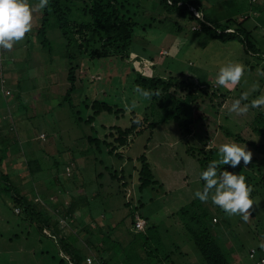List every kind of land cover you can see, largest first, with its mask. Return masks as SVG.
Listing matches in <instances>:
<instances>
[{
	"label": "rangeland",
	"instance_id": "1",
	"mask_svg": "<svg viewBox=\"0 0 264 264\" xmlns=\"http://www.w3.org/2000/svg\"><path fill=\"white\" fill-rule=\"evenodd\" d=\"M121 1L136 23L128 58L94 61L86 71L89 79L76 80L71 108L63 101L69 87L63 39L57 28H50L51 53L39 49L38 10L33 13L31 32L11 50L1 49L0 264H70L64 256L72 264H87L86 257L92 264H154L158 260L206 264L179 215L182 208L198 201L193 193L203 187L198 158L214 149L212 160L217 159L218 146L230 141L246 145L251 163L261 157L254 147L264 140L253 127H260L255 118L264 114V105L239 115L228 109L242 92L249 93L242 103L264 96V0H195L213 26L243 22L251 35L250 53L237 41L221 43L192 32L196 20L169 14L159 0ZM30 2L33 7L37 4ZM254 50L260 57L251 53ZM229 61L244 64V76L235 87L218 86L216 74ZM136 74L162 79L171 74L178 85L183 81L196 95L202 83L216 96L196 110L195 96L184 97L176 87L177 93L159 91L156 98L152 94L146 99L136 92ZM94 100L125 114L102 113L92 125L76 123L72 111L84 121L92 113L86 105ZM130 112L147 123L116 151L120 157L110 155L103 146L101 153L90 146L88 136L101 139L105 128L129 127ZM172 112L179 115V122L171 118ZM201 112L207 118L198 116ZM149 123L152 129L147 128ZM142 156L151 164L155 185L139 191L133 166ZM114 172L118 177L123 173L129 184L126 195L120 182L110 178ZM128 195L131 200L126 199ZM259 195L252 198L247 221L225 213L211 200H199L193 212L211 232L228 264L248 263V250L264 243V199ZM16 198L22 200L21 212ZM136 212L146 221L140 232L131 224Z\"/></svg>",
	"mask_w": 264,
	"mask_h": 264
},
{
	"label": "trees",
	"instance_id": "2",
	"mask_svg": "<svg viewBox=\"0 0 264 264\" xmlns=\"http://www.w3.org/2000/svg\"><path fill=\"white\" fill-rule=\"evenodd\" d=\"M35 1H37L38 3V0ZM251 1L256 3V0ZM159 6L163 7L169 14H176L182 19H187L192 22L196 20L197 28H192V32L211 36L212 38L219 40L221 43L237 41L243 45L244 51L250 53L251 50L249 43L251 35L250 32H247L242 27L243 22L233 21V25H229L227 23L228 25L224 26V28L213 26V24L205 20V17L202 16L200 12V4L195 0H159ZM191 9H194V11H192ZM38 11L40 17L38 20V25L36 26L35 34L38 37V41L41 46L39 49L44 50L47 48L51 53L50 41L47 37V33L50 28H57V30L60 32L61 38L63 39V57L66 60L68 66L66 80L69 84L63 101H68V106L71 108L70 99L73 92L75 91L76 80L78 78H80L81 80L85 77L89 79L87 77L86 71L88 72L94 61H101L111 58H118L121 61H125L128 58L129 50L133 43L136 23L128 16L127 12L124 10L123 1L119 2V0H49L48 7L42 11ZM199 13L200 16L198 17L197 15H199ZM16 49L20 50L19 48ZM251 53L255 56H259L257 55L255 50ZM2 55L3 54L1 53L0 49V58H2ZM11 60L13 61L14 59L11 58ZM1 61L2 60H0V62ZM261 61L262 63H264V55L262 56ZM76 73H78L79 75H76ZM179 75L181 77L184 76L183 74ZM91 78L93 79V77ZM134 83L140 88L151 91L153 94V98H156L159 91L165 93L171 90L174 91L175 87L176 90L177 88H179L178 90L180 91V94L184 95V97H192V95L195 96V110L199 104H201L200 106L202 108L206 106L208 104V100L211 103V96H216V91L210 90L209 86H205L202 83L198 87V91L200 93L199 95H196V90L186 89V87L189 86H184L183 81L178 85L175 81V78L171 77V74L167 79H162L157 76L146 77L140 74H136ZM0 84H4L2 74H0ZM180 85H182V88L180 87ZM6 92H8V94L10 93L9 91ZM174 92L177 93L176 91ZM220 96L224 98V95ZM88 104L89 105H86V108L90 107L92 113L84 121H82L81 118H78L77 115L72 111L76 123L83 122L85 125H92L95 122L96 118L102 113L110 115L115 114L116 116L125 114V111L123 109H118L114 105L102 103L97 100H94ZM219 105L221 106V104ZM210 107L214 106L211 104ZM129 115V127L124 129L118 127H103L105 128L107 133H105L101 139L88 136L86 138L87 142L90 144V146L94 145L98 153H101V146H103L110 155L120 157L118 156V154H116V151L119 148L125 147L127 145L129 137L139 133L141 131V128L145 127L147 123L146 119H140L135 112H130ZM198 116H202L205 118L207 114L201 112V114H198ZM171 118L176 122H179L178 114L173 113V115H171ZM255 124L259 125L260 127H255L253 124V131L264 140V114L257 115V117L255 118ZM187 125L188 122L185 121L184 126ZM147 128L152 129L153 125L149 123ZM232 138L237 141L243 140L241 137ZM205 141H207L208 143V136H206ZM263 142L264 141H262V143L256 144V146L254 147L256 150H258V153L261 154V157L255 159L252 163L249 162L247 165H244L243 161H241L240 165H238L235 169L227 165L220 166V168L218 169L219 171L223 170L224 168L227 171L245 176L246 182L250 184L253 189L251 198L260 197L259 193H262L263 198L261 199H264ZM214 153V149H209L207 152V157L202 159L198 158L197 161L199 162L201 172L207 167L208 163L212 161V156L214 155ZM192 155L195 157V154L193 152ZM128 161L131 160L128 159ZM133 171L134 176H136L139 191H143L144 189L155 185L151 164L145 156L139 157L136 160L133 166ZM121 174L122 176L118 177L116 172H114L109 176L112 180H117L120 182L119 184L122 187V192L126 195L130 187L129 184L126 183L123 173ZM100 176L101 175H98V177ZM5 184L7 185L8 181ZM13 196L12 199H14ZM130 197L131 195H128L126 199H130ZM130 200H127L126 205L131 204ZM14 202L16 203L15 205L20 209V212L23 211L21 206L22 200L16 198ZM198 203L199 200L197 202L192 201L188 206L182 208L179 211L180 217L184 220V227L190 233L195 247L197 248L199 254L202 256L206 264H228L226 255L223 253L222 249L213 241L211 232L204 226V224L200 222V219L193 214L194 210L197 208L196 206L198 205ZM135 216L145 221V219L142 218L138 212L134 213L131 222L134 230ZM262 237L264 239V235ZM263 248L264 243H261L258 246L251 247L247 252V258L249 262L246 264L258 263L261 260L262 255L264 254L262 253ZM252 250L255 251V257L251 259L249 255ZM64 259L72 264V260L68 256H64ZM87 259H90L92 264V259L90 257H86L85 261L87 264ZM98 260L102 262L101 259ZM61 264H64V262L61 261ZM98 264L101 263L98 262ZM154 264H161V261L158 260V262Z\"/></svg>",
	"mask_w": 264,
	"mask_h": 264
},
{
	"label": "clouds",
	"instance_id": "3",
	"mask_svg": "<svg viewBox=\"0 0 264 264\" xmlns=\"http://www.w3.org/2000/svg\"><path fill=\"white\" fill-rule=\"evenodd\" d=\"M49 5V0H38L33 7L30 0H0V49L11 50L15 43L22 41L27 33L33 28V13L36 10H44ZM135 55V53H134ZM245 65L239 62L229 61L219 68L216 74V84L222 87H235L241 82L245 73ZM144 98H150L152 93L136 87ZM249 93L242 92L240 97L231 103L229 112L245 114L249 108H259L264 105V96L251 103H242L248 99ZM219 156L208 163L200 173L203 182L202 189L193 193V197L201 202L211 200V203L219 207L229 215H240L247 221L250 209L254 205L251 198L252 186L246 182V178L238 173L219 170L221 165H227L235 169L243 161L247 165L252 157L251 151L246 149L245 144L235 141L222 143L218 146ZM88 264H91L89 259Z\"/></svg>",
	"mask_w": 264,
	"mask_h": 264
},
{
	"label": "built area",
	"instance_id": "4",
	"mask_svg": "<svg viewBox=\"0 0 264 264\" xmlns=\"http://www.w3.org/2000/svg\"><path fill=\"white\" fill-rule=\"evenodd\" d=\"M191 10L194 11V9H191ZM197 16L199 17V15H197ZM6 93L8 94V92H6ZM144 227H145V221L143 219H140L137 216H135V230L142 231L144 229ZM262 251H263L262 253H264V248H263ZM249 257L251 259L255 257V251L254 250H252L250 252ZM88 261H89V259H87V262ZM255 264H264V254L262 255L261 260L258 263H255Z\"/></svg>",
	"mask_w": 264,
	"mask_h": 264
},
{
	"label": "crops",
	"instance_id": "5",
	"mask_svg": "<svg viewBox=\"0 0 264 264\" xmlns=\"http://www.w3.org/2000/svg\"><path fill=\"white\" fill-rule=\"evenodd\" d=\"M9 53H10V52H9ZM12 58H13V57H12ZM16 71H17V70H16ZM10 72H11V71H9V73H10ZM12 74H14V73H12ZM15 74H16V73H15ZM0 123H1V122H0ZM11 128H12V127H11ZM41 136H43V135H40V137H41ZM5 163H6V162H5ZM5 163H4V164H5ZM145 224H146V223H145Z\"/></svg>",
	"mask_w": 264,
	"mask_h": 264
}]
</instances>
